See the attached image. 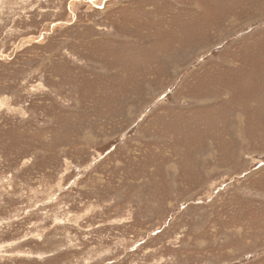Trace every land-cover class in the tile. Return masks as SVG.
Segmentation results:
<instances>
[{
    "label": "rangeland",
    "instance_id": "obj_1",
    "mask_svg": "<svg viewBox=\"0 0 264 264\" xmlns=\"http://www.w3.org/2000/svg\"><path fill=\"white\" fill-rule=\"evenodd\" d=\"M0 264H264V0H0Z\"/></svg>",
    "mask_w": 264,
    "mask_h": 264
}]
</instances>
